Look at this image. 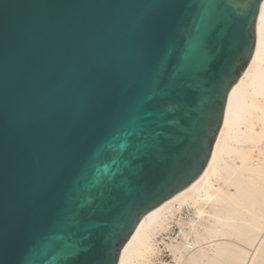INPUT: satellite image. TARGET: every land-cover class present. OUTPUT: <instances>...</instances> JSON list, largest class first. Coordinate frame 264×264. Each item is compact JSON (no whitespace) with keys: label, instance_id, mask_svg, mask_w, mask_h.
Here are the masks:
<instances>
[{"label":"water","instance_id":"1","mask_svg":"<svg viewBox=\"0 0 264 264\" xmlns=\"http://www.w3.org/2000/svg\"><path fill=\"white\" fill-rule=\"evenodd\" d=\"M264 0H0V264H119L204 173Z\"/></svg>","mask_w":264,"mask_h":264},{"label":"bare ground","instance_id":"2","mask_svg":"<svg viewBox=\"0 0 264 264\" xmlns=\"http://www.w3.org/2000/svg\"><path fill=\"white\" fill-rule=\"evenodd\" d=\"M183 207L196 210L197 222L190 226L192 237L182 228L183 248L174 247L178 259L187 253L186 264H264V1L252 60L229 93L207 168L143 218L119 264H147L158 236L181 225Z\"/></svg>","mask_w":264,"mask_h":264},{"label":"rangeland","instance_id":"3","mask_svg":"<svg viewBox=\"0 0 264 264\" xmlns=\"http://www.w3.org/2000/svg\"><path fill=\"white\" fill-rule=\"evenodd\" d=\"M193 222H197L196 210L194 208L183 207L181 212V225L174 223L170 231L158 236L154 241V253L148 255L146 258L147 264H186L189 261L188 254L184 253V259H178L179 256H176L174 247L180 246L183 248L182 244L185 241V238L183 237L182 228L186 230V233H189L190 226ZM190 235L191 234L189 233V237ZM217 242L220 243L221 241L217 240L214 243L212 242L209 245H205V248H208V246L216 244ZM257 249L258 247L256 245L250 248L249 251L251 252L248 256L249 259H252V254H255Z\"/></svg>","mask_w":264,"mask_h":264}]
</instances>
